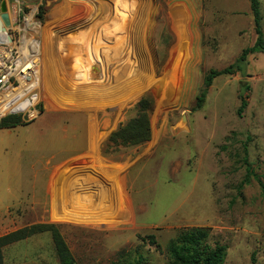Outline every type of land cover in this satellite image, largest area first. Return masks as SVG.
Segmentation results:
<instances>
[{
	"label": "rangeland",
	"instance_id": "obj_1",
	"mask_svg": "<svg viewBox=\"0 0 264 264\" xmlns=\"http://www.w3.org/2000/svg\"><path fill=\"white\" fill-rule=\"evenodd\" d=\"M19 1L47 22L44 113L0 130V237L52 224L75 264H176L171 242L202 228L226 248L223 264H264V54L248 56L245 76L216 78L197 106L205 77L255 45L250 0ZM143 98L151 140L113 151ZM2 254L60 264L49 233Z\"/></svg>",
	"mask_w": 264,
	"mask_h": 264
},
{
	"label": "trees",
	"instance_id": "obj_2",
	"mask_svg": "<svg viewBox=\"0 0 264 264\" xmlns=\"http://www.w3.org/2000/svg\"><path fill=\"white\" fill-rule=\"evenodd\" d=\"M250 8L253 14L255 32L257 34L255 45L243 50L239 58L229 67L220 71H211L205 77L204 89L200 97L197 99L198 107H201L204 103L208 94V89L216 78L226 75L232 76L236 73L245 76V67L248 56L254 53L264 54V34L261 25L262 17L259 0H250ZM247 90H249L248 86L241 89L240 97L242 104L238 111L239 116L243 114L248 105L245 97V92ZM151 109L152 101L148 98L141 99L138 103L136 117L129 120L125 125L119 127V129L110 136L109 142L112 145L113 151L116 152L121 148L139 146L151 140ZM25 124L28 123H24L20 117L10 116L1 121L0 130L12 129ZM244 162L248 165L247 153ZM42 233H49L51 235L55 254L60 264H75L74 256L72 255L64 237L60 233L58 227L52 224L33 225L0 237V264H4L2 251L6 246L24 241ZM209 237V231L202 228L183 231L178 238L169 245V255L176 264H223L226 256V248L218 243L209 246L207 244ZM254 263L255 258L253 257L251 264Z\"/></svg>",
	"mask_w": 264,
	"mask_h": 264
},
{
	"label": "built area",
	"instance_id": "obj_3",
	"mask_svg": "<svg viewBox=\"0 0 264 264\" xmlns=\"http://www.w3.org/2000/svg\"><path fill=\"white\" fill-rule=\"evenodd\" d=\"M5 1L9 6V0ZM15 1L16 8L9 10L10 25L0 34V123L10 116L32 123L44 113L41 86L46 22L37 8L27 11Z\"/></svg>",
	"mask_w": 264,
	"mask_h": 264
},
{
	"label": "water",
	"instance_id": "obj_4",
	"mask_svg": "<svg viewBox=\"0 0 264 264\" xmlns=\"http://www.w3.org/2000/svg\"><path fill=\"white\" fill-rule=\"evenodd\" d=\"M0 34L5 33V27H8L10 25V15H9V8L8 3L6 1H2L0 5ZM101 77L100 72H98L96 69L93 70V79H99Z\"/></svg>",
	"mask_w": 264,
	"mask_h": 264
},
{
	"label": "crops",
	"instance_id": "obj_5",
	"mask_svg": "<svg viewBox=\"0 0 264 264\" xmlns=\"http://www.w3.org/2000/svg\"><path fill=\"white\" fill-rule=\"evenodd\" d=\"M64 4V3H63ZM62 4V7L64 6ZM70 8V7H69ZM46 24H47V22H46ZM94 28H95V25L94 26H92V27H90V28H88V29H84L83 31H82V33H80L79 34V36L78 37H80L81 39H85V38H88V37H90V35L91 34H94L95 32H94ZM182 52V51H181ZM180 55H181V53H180ZM181 57V56H180Z\"/></svg>",
	"mask_w": 264,
	"mask_h": 264
}]
</instances>
